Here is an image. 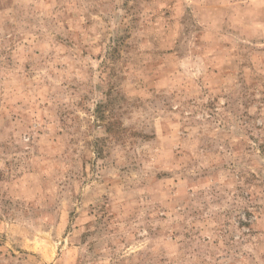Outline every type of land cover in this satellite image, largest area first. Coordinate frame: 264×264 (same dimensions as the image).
<instances>
[{"label":"rangeland","instance_id":"374dc122","mask_svg":"<svg viewBox=\"0 0 264 264\" xmlns=\"http://www.w3.org/2000/svg\"><path fill=\"white\" fill-rule=\"evenodd\" d=\"M0 264H264V0H0Z\"/></svg>","mask_w":264,"mask_h":264},{"label":"trees","instance_id":"16d2710c","mask_svg":"<svg viewBox=\"0 0 264 264\" xmlns=\"http://www.w3.org/2000/svg\"><path fill=\"white\" fill-rule=\"evenodd\" d=\"M107 131L109 132H111V131H113V127L112 126H107Z\"/></svg>","mask_w":264,"mask_h":264}]
</instances>
